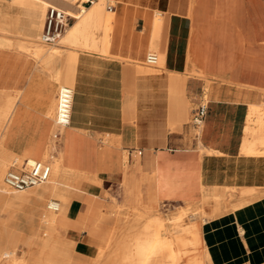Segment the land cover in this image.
I'll return each instance as SVG.
<instances>
[{"label":"crops","instance_id":"0c3cea01","mask_svg":"<svg viewBox=\"0 0 264 264\" xmlns=\"http://www.w3.org/2000/svg\"><path fill=\"white\" fill-rule=\"evenodd\" d=\"M156 9L166 13L161 42L166 71L158 75L131 62L115 63L113 56L69 49L62 83L75 89L70 125L54 135L56 122L47 111L38 115L21 108L15 114V106L5 144L25 158L44 160L56 139L54 155L61 153L63 166L99 173L102 190L125 207H160L174 215L191 205L211 213L213 207L202 204L204 182H214V175H203V150L240 159L234 163L243 171L249 107L264 99V0L118 1L109 9L118 21L114 54L139 56L147 48L146 27ZM22 57L0 51V91L18 88L22 68L29 81L34 63ZM200 103L208 112L197 129L190 115ZM214 165L221 166L217 157ZM252 173L249 177L258 179ZM100 195H87L80 214L68 223L67 234L91 249L105 245L115 225V217L101 211L112 199ZM94 228L98 236V231L89 233ZM234 228L228 226L225 233L236 235ZM213 238L208 237L210 244ZM234 238L219 249L239 250ZM229 251L220 258L231 256Z\"/></svg>","mask_w":264,"mask_h":264},{"label":"bare ground","instance_id":"6f19581e","mask_svg":"<svg viewBox=\"0 0 264 264\" xmlns=\"http://www.w3.org/2000/svg\"><path fill=\"white\" fill-rule=\"evenodd\" d=\"M89 1L92 3L87 6L85 3ZM106 1L0 0V47H15L35 57L41 62L43 68L51 70L54 82L60 85L58 96L61 88L67 86L62 84V65L69 49L113 56L115 63L131 62L139 69H153L158 75L166 71V49L161 45L162 33L166 26V13L160 9L154 11L155 16L151 21V26L146 27L148 29L147 50L144 49L145 51L143 50L139 56L123 55L118 52L114 54L113 42L118 21L116 12L106 7ZM49 6L58 7L76 19L51 46L42 41ZM149 16L145 14L144 18L148 20ZM13 34L23 37L14 38ZM149 50L156 51L159 56L156 65L146 62L145 57ZM206 83L208 86L209 79H206ZM18 99L19 93L0 92V264H88V260L90 264H181L184 258H188L185 264H204L206 259L214 260L211 249L203 247L199 224L197 222L181 224L183 216L190 210L188 207L167 218L173 221L175 228L182 227L181 232L169 234L170 229L166 218L158 214L149 216L153 210L144 205L134 206V208L141 210L137 219L142 220L148 217L147 220L143 221L142 226L138 228L128 226L127 217L120 214L121 208L125 206L118 203L115 198H112V205L116 207L113 211H107L109 205L106 203L101 208V211L108 212L115 217V225L106 240L107 243L100 245L97 249H91L88 246L79 248V242L75 237L67 234L70 229L67 224L80 214V206L82 207L81 204L87 201V195L99 197L100 194L106 193L101 188L102 181L99 173L92 174L71 169L63 166L61 161L53 160L56 139H52L43 157V161L49 162L52 167L49 179L22 191L8 187L5 183L7 170L15 160L25 159L6 147L4 136ZM58 106L59 97L53 98L46 110L49 116L55 117L54 135L58 127H64L58 123ZM255 134L257 137H254ZM257 145L264 146V99L261 103L251 104L249 107L241 148V156L246 158V163L242 167L243 176L239 166L234 163L237 158L229 157L220 153L219 150L206 149L205 171L214 175V182L208 188L209 191L203 199V204L208 203L207 198L210 194H213L212 198L228 200L236 191H239L237 194L241 197V200L234 204L236 209L244 208L252 199L257 198L260 187H238L243 183L241 181L250 178L252 171L251 175L254 177L264 178V151L257 149ZM221 155L223 164L215 170L214 159L215 157L219 159ZM232 164L233 167H231ZM221 175L225 178L224 186L216 179ZM204 177L207 176L204 175ZM221 208L222 204L214 203L212 215L222 214ZM5 209L10 211L9 217L3 216L2 211ZM243 212L246 213L247 210ZM242 220L245 218L243 217ZM20 223L24 224L22 229L19 227ZM249 227L248 230L242 227L240 234L236 233L233 236L235 237L234 242L240 247L239 250L247 247L245 235H254L260 231L254 222H249ZM5 230L9 231L7 236ZM95 231L99 230L94 228L93 232ZM259 238L260 235L254 237L253 244H256L255 241ZM112 245L117 247L118 252L105 259L106 251ZM19 248L23 250L22 255L18 254ZM251 252L250 257L259 256V253ZM228 257L231 256L228 254Z\"/></svg>","mask_w":264,"mask_h":264},{"label":"rangeland","instance_id":"374dc122","mask_svg":"<svg viewBox=\"0 0 264 264\" xmlns=\"http://www.w3.org/2000/svg\"><path fill=\"white\" fill-rule=\"evenodd\" d=\"M116 3L117 2H114L113 0H107L106 1V7H108L109 5L115 6ZM85 4L87 6H89L91 4V2L89 1V2H86ZM83 14H85V13H83ZM13 37L14 38H20L23 36L13 34ZM45 44H48V43H45ZM54 44L55 43L48 44V45L51 46ZM0 51L18 52L19 55H24V57L20 58V60H22V61L23 60L24 61L31 60L34 63V71H33L34 73L32 71H31L32 73L30 72V75H29L30 78H29L28 82H27V76L28 75L26 74V69L24 70V68H22L23 70L21 69L19 72L20 82L18 83V88H16V89L15 88L14 89L8 88L6 90L4 89V90L0 91V92L12 93V94L19 93V99L17 101L15 114L21 108H25V109L31 111V113L38 114V115H40V114L45 115V112L48 109L49 105L51 104L53 98L57 99L58 89L60 86L59 84L54 82V79L52 78V75H51V74H53L52 71L47 70L46 68H43L41 65V62L38 61L32 55H30L26 52L20 51V50L16 49L15 47H11V48L10 47L9 48L8 47L7 48L6 47L5 48L0 47ZM74 52H75V54L78 53L77 51H74ZM149 52H156V51L149 50L147 52V54ZM69 53H70V51H67L65 54V57ZM95 53H97V52H95ZM39 64L41 65L42 68L40 67ZM65 83H67V82H65ZM24 99H25V102L23 101ZM204 103H206V102H204ZM21 104H24L25 107H19L18 108V106H20ZM195 107H197V105ZM191 116H192V114L190 115V119H191ZM11 118L12 117H10V120L8 122V124H9L8 129L6 131H4L5 138H6L8 131H9V127L11 125ZM54 120H55V117H54ZM62 128L58 127L56 134L58 131H62ZM254 137H257V135L255 134ZM55 142H56V140H55ZM60 145H61V137L59 135V137L57 138L58 149L61 148ZM6 147H7V145H6ZM256 148L259 149L261 152L264 151L263 145H257ZM54 150H55V148H54ZM203 151H205L206 152L205 154H207L206 148ZM205 154H204V158L206 159L207 155H205ZM222 155L219 157V161L221 164H223V162H222L223 156ZM52 158H53V160L56 159V160L61 161V163H62L61 153H60V155L58 154V156H56V155H54V151H53V157ZM239 160L240 159H237V161H239ZM204 162H205V160H204ZM214 166L217 169L220 168L219 167L220 165H214ZM231 167H233V164L231 165ZM240 173L243 176L244 172L241 171ZM209 174H211V173L208 171H205L203 175L208 176ZM215 174H217V172ZM216 179H217V181H221L222 186H224V181H225L224 176H222V175L217 176ZM241 182H243V183L242 184L239 183L240 184L238 186L239 188H242V187L245 188V187H249V186L260 187L257 198L252 199L250 201L251 203L249 202L248 204H246L247 206L245 205L244 208H241V209L239 207L237 209L234 208V204L241 200V197L238 195L239 191H236L234 193V195H232L228 200H224L223 198H222L223 200L221 198L220 199L212 198L213 194H210L209 197L207 198L208 206L213 207L214 203L222 204V208H221L222 214H220L219 216H213L212 213H209L206 211L204 206L193 208L191 205H188V208L190 210L187 211V213L183 216V218L181 220V224H183V225L188 224V223H192V222H197L199 224V228H200L201 232L206 230L205 236L207 239L205 238V240H203V247L204 248L206 247L209 250L211 249L214 260L209 261L206 259V260H204V264H264V241H261V240H264V191H263V189H264V178L263 179L262 178L261 179L260 178L259 179H257V178L251 179L250 178L246 181H241ZM204 184H203V193L204 194L202 197V204H203V201H204L203 199H204L205 195L208 194V191H209L208 188L212 185V184L209 185L206 182H204ZM102 196L103 197L109 196V198H111V199L113 198V197H111L110 194H106V193H103ZM210 202H212V203H210ZM106 204L109 205V208L107 209V211H113V209L116 208V207H113L112 200L109 202H106ZM183 209L184 208H181L179 212H181ZM151 210H153V213H151L149 216H151L153 214H158V215H161V216L166 218L167 226L170 229L169 234L181 232L182 227L181 228H175L173 221L170 219H167V218H170V216H172V215H170L165 209H161L160 207H155V209H151ZM243 210H247V212L245 213V212H243ZM140 211H141L140 209H137L134 207H125V208H121L120 214L127 217L126 223L128 224V226L138 228V227H141L143 224V221H146L148 218V217H144V218H142V220L137 219V215H139L138 213ZM2 212H3V216L5 215L6 217H9L11 215V213L8 209L3 210ZM243 217L245 218V220H242ZM138 218H140V217H138ZM249 222H254L258 226L260 231L258 233H255L254 235H248V234L245 235L246 236L245 238L247 241V243H246L247 247H245V249L236 250L235 252H234V250H231V251H229L230 253H233L231 255V257L220 258V257H222L223 252L226 253V252H228V250L219 249V247L222 246V244H224V242L227 243L228 241H231L232 240L231 238L234 236V234L231 235V234L225 233L226 228L228 226H233V227H235L237 234L238 233L240 234V232H241L240 229L242 227L247 229V230L250 228ZM19 227L22 229L24 227V224L20 223ZM67 227H69L68 224H67ZM92 232H93V229L89 231L90 234H92ZM218 232H219V234H218ZM8 233H9V231L5 230L6 236L8 235ZM98 234H100L99 231L96 232V236H98ZM109 235H110V233L108 235H106V237L104 239L107 240L109 238ZM210 235L211 236L216 235V238L214 239L216 242L213 241L214 242L213 244L209 243L208 237H210ZM259 235H260V238L257 239V241H255L256 244H253L254 243V237H257ZM261 235H263V237H261ZM217 239H220V240L217 241ZM252 244H253V249H252ZM78 246H79V248L85 247V246H82L80 243H78ZM252 250L255 253H259V256L257 258L255 257V261H252L251 257H250ZM18 251H19L18 254L22 255L23 250L21 248H19ZM117 252H118L117 247L115 245H112L111 247H109L107 249L104 258L108 259V257L113 256L114 254H117ZM187 261H188V258H184L181 261V264H185ZM88 264H90L89 260H88Z\"/></svg>","mask_w":264,"mask_h":264},{"label":"built area","instance_id":"2783aa9c","mask_svg":"<svg viewBox=\"0 0 264 264\" xmlns=\"http://www.w3.org/2000/svg\"><path fill=\"white\" fill-rule=\"evenodd\" d=\"M90 2L92 3V1ZM108 8L113 10L114 6L109 5ZM70 19H74V17L64 10L49 6L42 32V41L48 44L55 43L66 32ZM145 59L150 65H156L159 56L155 52H149ZM74 96L75 92L72 87L63 86L61 88L58 96V123L60 125L68 126L71 123ZM207 108L206 104L200 103L193 110L191 122L197 129L202 128L204 125L208 112ZM51 172L52 167L49 162L27 157L22 161L15 160L13 162L6 172L5 183L11 189L22 191L47 181Z\"/></svg>","mask_w":264,"mask_h":264}]
</instances>
